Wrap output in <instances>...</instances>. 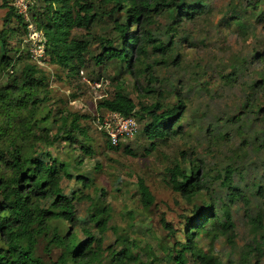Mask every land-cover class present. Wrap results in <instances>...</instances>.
I'll list each match as a JSON object with an SVG mask.
<instances>
[{
    "label": "rangeland",
    "instance_id": "1",
    "mask_svg": "<svg viewBox=\"0 0 264 264\" xmlns=\"http://www.w3.org/2000/svg\"><path fill=\"white\" fill-rule=\"evenodd\" d=\"M89 1L98 17L73 33L91 43L86 64L76 71L53 63L48 53L39 63L26 54L28 47L20 55L24 24L18 18L6 24L9 8L0 9V28L9 35L12 58L10 65L0 60V87L13 88L27 65L40 70L25 103L0 107L1 124L12 117L9 131L0 136V178L13 174L14 147L25 156L63 163L58 181L62 193L74 200L75 214L72 221L51 223L63 233H75L81 243L95 238L99 254L91 264H178L175 240L162 217L185 241L187 217L194 215L195 205L206 203L214 205L215 214L195 234L206 260L188 251L185 264H264V0H168L170 8L153 10L151 22L141 16L139 24L132 23L130 32H149L153 39L142 40L145 52L132 68L120 60L96 63L108 41L122 47L115 22L125 24L129 13L113 11V3ZM35 2L31 20H24L27 28L43 21L38 13L45 3ZM4 54L0 50V57ZM117 91L130 96L144 114L138 133L113 147L97 129L107 111L98 106ZM180 100L186 109L175 134L157 140L154 149L144 133L151 117L143 108L157 103L172 108ZM77 117L85 134L71 130ZM177 163L189 173L199 167L204 187L192 199L170 184L168 168ZM141 177L155 197L150 207L141 200ZM53 202L48 196L40 200L50 210ZM105 219L101 232L98 223ZM52 234H42L37 245L46 260H56L63 250L49 245Z\"/></svg>",
    "mask_w": 264,
    "mask_h": 264
},
{
    "label": "trees",
    "instance_id": "2",
    "mask_svg": "<svg viewBox=\"0 0 264 264\" xmlns=\"http://www.w3.org/2000/svg\"><path fill=\"white\" fill-rule=\"evenodd\" d=\"M33 1L31 12L36 7V2ZM13 2L14 0H2L0 9L9 8L5 16L6 24H9L14 18L23 22L25 34L20 50V55H23L27 49L25 39L28 29L23 17L17 13ZM43 2L45 10L38 13V17H42L43 21L37 22V25L46 35L48 55L57 65L72 71L79 70L86 64L91 43L88 39L73 37V33L75 29L88 28L98 17L95 5L89 0H43ZM101 3L103 5L113 3L112 9L115 12L126 9L129 17L125 24L120 23L119 20L115 22V29L123 38L122 47H114L113 42L108 41L103 53L95 57L96 63L103 65L113 60H120L132 68L134 60L145 52L142 40L153 42L149 32L143 34L130 32L132 23L139 24L141 16L151 22L150 15L153 10L163 11L170 8V4L168 0H101ZM189 8L194 10L196 7L190 6ZM36 15H33L34 21H36ZM187 15L189 14L187 13ZM8 36L7 31L0 28V50L5 51L0 60L10 65L12 58L7 54ZM135 52L136 57H134ZM26 54L30 55L29 51ZM39 72L36 64L27 65L21 81L19 83L15 81L13 88L0 87V107L8 104V107L14 108L16 105L20 106L25 103L28 95L27 90L38 84L35 76ZM21 98L23 99L21 100ZM98 107L120 112L125 116L134 115L138 124L144 114L136 102L122 91H117L113 97L104 99ZM143 109L149 111L151 117V121L144 127V133L152 142V147L156 149L157 140L175 134L174 129L183 117L186 105L184 100H180L178 105L172 108H165L164 105L157 103L151 108ZM11 121L12 117L7 119L4 125L0 122V136L6 135L9 131ZM65 121L68 120L65 119ZM5 125H8V128ZM71 126L72 131L86 133L78 117L72 120ZM62 132L64 130L60 128L59 133ZM66 137L72 139L71 134ZM130 139L122 140L121 143ZM125 151L131 155L134 154L129 146L125 148ZM10 152L13 174L8 178H0V264H91L97 261L99 251L93 247L95 242L93 236L86 243H81L75 233L68 231L63 233L59 227H53L51 223L55 219L72 221L75 214L74 200L62 193L63 190L58 181L61 173L65 170L64 164H59L57 160L46 162L32 156H25L18 147L12 148ZM168 172L170 184L174 190L187 198H194L204 187V182L199 177V167L194 166L192 172L189 173L181 163H177L168 168ZM68 175L70 177V174ZM80 179L87 184L86 178ZM138 185L142 203L145 207L152 206L155 203V197L145 179L141 177ZM45 196L54 199L52 203L54 210L41 207L40 200ZM106 212L109 217L108 210ZM214 214L212 203H206L203 206L195 205L194 215L187 217L185 241L177 238L175 226L166 217H162L168 235L175 240L178 264L186 263L188 251L205 262V257L196 246L195 234L211 220ZM107 222L108 219H105L98 223L101 232L106 231ZM51 230H53V234L49 245H56L63 249L56 260H46L37 253L39 237L42 234H48ZM124 257H128V254L125 253ZM119 262L123 263L122 260Z\"/></svg>",
    "mask_w": 264,
    "mask_h": 264
},
{
    "label": "built area",
    "instance_id": "3",
    "mask_svg": "<svg viewBox=\"0 0 264 264\" xmlns=\"http://www.w3.org/2000/svg\"><path fill=\"white\" fill-rule=\"evenodd\" d=\"M33 0H14L13 4L17 13L24 20L30 21L31 6ZM28 34L25 39L31 56L41 62V58L47 53V38L43 31L34 27L32 23L28 25ZM139 124L134 115L125 116L116 111L107 110L100 115L97 121V129L109 138L114 146H118L122 140L134 137L138 132Z\"/></svg>",
    "mask_w": 264,
    "mask_h": 264
}]
</instances>
